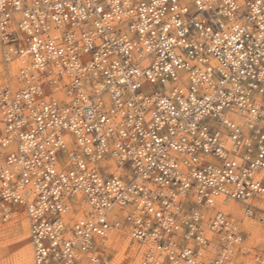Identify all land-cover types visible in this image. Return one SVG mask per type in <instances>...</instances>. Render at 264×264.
Masks as SVG:
<instances>
[{
    "label": "built area",
    "instance_id": "2783aa9c",
    "mask_svg": "<svg viewBox=\"0 0 264 264\" xmlns=\"http://www.w3.org/2000/svg\"><path fill=\"white\" fill-rule=\"evenodd\" d=\"M0 46V216L31 264H108L119 226L145 264L228 258L215 200L264 196V0H0Z\"/></svg>",
    "mask_w": 264,
    "mask_h": 264
},
{
    "label": "rangeland",
    "instance_id": "374dc122",
    "mask_svg": "<svg viewBox=\"0 0 264 264\" xmlns=\"http://www.w3.org/2000/svg\"><path fill=\"white\" fill-rule=\"evenodd\" d=\"M15 70V63H4L0 46V85L6 83L13 85V77L10 78V76L14 75ZM59 97L62 98L63 94L59 93ZM229 204H234L238 209L236 211L225 209V211L231 214V219L238 225L242 241L239 245L232 246L231 256L225 264H264V236L255 232L257 225H263L264 216L257 211L253 212L252 215H247L244 211L245 206L239 202L233 201ZM121 234L128 241V248L123 251L122 246L108 240L109 246L105 253L108 264H142V256L146 246L130 238L125 229L122 230ZM132 245L137 247L135 252L129 250ZM217 249L212 252L216 253ZM24 250L27 251V258L22 260L21 254ZM31 250L28 221L24 212L21 210L14 211L7 219L0 217V264H31ZM119 257H123L124 260L119 262L121 259ZM90 263L79 261L75 264Z\"/></svg>",
    "mask_w": 264,
    "mask_h": 264
},
{
    "label": "bare ground",
    "instance_id": "6f19581e",
    "mask_svg": "<svg viewBox=\"0 0 264 264\" xmlns=\"http://www.w3.org/2000/svg\"><path fill=\"white\" fill-rule=\"evenodd\" d=\"M12 63H14V62H12ZM15 64H16V62H15ZM14 75H15V72H14ZM14 75H12V76H10V78L11 77H13V85L12 86H15L16 85V82H15V78H14ZM12 81V80H11ZM239 120V122H241V119H238ZM106 162H108L109 163V166H110V168L112 167V168H114V172H116V173H119V174H122V175H127L128 174V172L125 170V169H123V168H117V167H115L114 166V163H113V161L112 160H107ZM231 202H233V201H227V200H224L223 198H218V199H216L215 200V204L213 205V207L212 208H214V209H219L220 211H222V212H224L225 214H228L229 215V218L231 219V214L230 213H228V212H226L225 211V209L226 210H230V211H236V210H238L237 209V207L234 205V204H229V203H231ZM240 203V202H239ZM247 204H249V205H251V206H254V207H256L257 208V210L258 209H260V210H255V211H253V212H260L263 216H264V212H263V210H264V196L262 197V198H252L251 200H249L248 202H246ZM242 205H244L243 203H241ZM228 206V207H227ZM245 206V213L247 214V215H252V214H249V213H247L246 212V205H244ZM225 207V208H224ZM73 212L75 213V216H80L81 215V213H82V210H83V206H80V203H79V200L77 201V203H75V205L73 206ZM198 209H199V211L201 212V213H203L204 214V216H205V222L207 223V215H211L212 214V209L211 208H207V207H204V206H198ZM14 212V211H13ZM252 212V213H253ZM70 216H72V214H70ZM110 216H115V217H117V219L118 220H120V219H122L123 218V214H121L117 209H113L110 213H109V217ZM1 217V216H0ZM27 219V218H26ZM232 220V219H231ZM28 221V220H27ZM233 221V220H232ZM234 222V221H233ZM247 222V221H246ZM235 223V222H234ZM236 224V223H235ZM247 224V223H246ZM245 224V225H246ZM249 224V223H248ZM249 225H251V224H249ZM123 229H125L126 230V232H127V235L129 236V233H128V230H127V228L125 227V226H119L118 228H116L114 231H112L109 235H108V237L105 239V240H102V239H99V238H96V245L99 247V250H100V252H103V255L105 256V253H106V249H107V247L109 246L108 245V240L110 241V242H115L117 245H120V246H122L124 249H123V251L126 249V248H128L127 246H128V241L126 240V238L121 234L122 233V230ZM28 230H29V228H28ZM259 231V232H258ZM255 232L256 233H258V234H260V236L261 235H263L264 236V222H263V225L262 226H260V225H257L256 226V228H255ZM211 234V233H210ZM29 236H30V234H29ZM130 237V236H129ZM110 238V239H109ZM131 238V237H130ZM241 239H242V237H241ZM241 241L242 240H240L239 242H236V243H234V244H231V245H229V246H227V250L226 251H223V252H225L226 253V255L228 256V258L227 259H224L223 260V262H222V264H225L227 261H228V259H229V257L231 256V253H232V246H234V245H239L240 243H241ZM31 242V241H30ZM109 242V243H110ZM141 243V242H140ZM142 244H144V243H142ZM112 245V244H111ZM145 246H146V244H144ZM113 248V247H112ZM111 248V249H112ZM136 249H137V247L135 246V245H132L131 247H130V251L131 252H135L136 251ZM216 249V245H215V243H213L212 242V244H210V246H207L206 248H205V253H206V255L207 256H212L213 254H215V253H213L212 251H214ZM31 253H32V250H31ZM145 253H146V247H145V251H144V254H143V256H142V261H141V263L142 264H145L144 263V255H145ZM32 255V254H31ZM21 257H22V260H25L26 258H27V251L26 250H24L23 252H22V254H21ZM124 257V256H123ZM123 257H119V258H121L120 260H119V262L121 261L122 262V260H124L123 259ZM105 258V257H104ZM116 258V257H115ZM114 258V259H115ZM79 261H87V263H90V261L88 260V258H87V255H85V254H81V255H79V258L76 260V262L78 263ZM107 262H108V260H107ZM31 263H32V257H31ZM91 264V263H90ZM120 264V263H119Z\"/></svg>",
    "mask_w": 264,
    "mask_h": 264
}]
</instances>
